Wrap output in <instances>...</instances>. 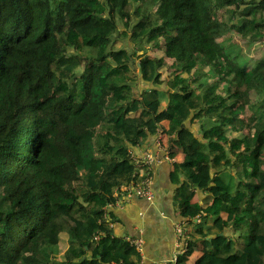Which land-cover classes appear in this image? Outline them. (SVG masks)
Returning a JSON list of instances; mask_svg holds the SVG:
<instances>
[{"label": "trees", "instance_id": "16d2710c", "mask_svg": "<svg viewBox=\"0 0 264 264\" xmlns=\"http://www.w3.org/2000/svg\"><path fill=\"white\" fill-rule=\"evenodd\" d=\"M150 136L193 212L161 264H264V0H0V264H152L110 210Z\"/></svg>", "mask_w": 264, "mask_h": 264}, {"label": "crops", "instance_id": "0c3cea01", "mask_svg": "<svg viewBox=\"0 0 264 264\" xmlns=\"http://www.w3.org/2000/svg\"><path fill=\"white\" fill-rule=\"evenodd\" d=\"M143 144L135 149V152L138 156H142L145 151H149L153 156V160L148 165L153 197L148 199L136 195L132 197L122 195L110 209L117 219L113 223L114 232L139 239L144 251L142 255L143 258L145 257L144 262H173L186 250L178 227L184 222L187 226V220L192 218V208L188 204L187 217H182L176 207L174 197L178 184L171 178V158L167 152L159 148L160 136L147 137ZM144 171L143 168L140 173ZM197 197L201 203L204 197L202 191H197ZM193 221L197 220L193 219ZM199 251L200 247H196L194 256Z\"/></svg>", "mask_w": 264, "mask_h": 264}, {"label": "rangeland", "instance_id": "374dc122", "mask_svg": "<svg viewBox=\"0 0 264 264\" xmlns=\"http://www.w3.org/2000/svg\"><path fill=\"white\" fill-rule=\"evenodd\" d=\"M219 39V38H218ZM218 39H216L215 40V42L216 41H218ZM232 44L229 42V43H227L226 44V48H229L230 46H231ZM232 51V55H227L226 54V52H225V50H221V51H218V52H216V54H217V56H218V61H219V69L222 71V72H224V71H226V67L227 66H230V67H234L235 66V64H236V62H235V59H234V56L236 57V55L238 54V49L237 48H235V50H231ZM138 71V70H137ZM139 72V71H138ZM136 85V88H135V91L138 93L139 92V90H142L141 89V84H139V86L137 85V83L135 84ZM165 143L166 142V140L165 139H160V147H161V150L162 151H164V152H167V154H168V156H169V152H168V147H167V145H165V144H163V143ZM159 149V148H158ZM174 149H177L176 147L174 148ZM151 155V152H149V151H145L144 153H143V155L142 156H144V157H148L149 155ZM139 157H141V156H138L137 158H139ZM153 157V156H152ZM172 162L174 161V159H170ZM131 197V196H130ZM109 215H110V212H107V217L106 218H108L109 217ZM113 221H112V226H113ZM182 225H185L184 226V229H183V234H182V236L184 235V232L186 231V229H187V227H189V225H187L186 226V223L184 222ZM194 225V224H193ZM195 226V225H194ZM24 229H23V231H17L16 233H15V239H14V241H13V244L14 245H19L21 242H22V240H23V238H24ZM97 238H99V236L97 235ZM129 240L128 241H130V242H133V243H135L140 249H141V246H142V243H141V246H140V244L138 243V240L139 239H134V238H131V237H127ZM66 253V257L67 258H71V255L69 254V253H67V251L65 250L64 251V254Z\"/></svg>", "mask_w": 264, "mask_h": 264}, {"label": "built area", "instance_id": "2783aa9c", "mask_svg": "<svg viewBox=\"0 0 264 264\" xmlns=\"http://www.w3.org/2000/svg\"><path fill=\"white\" fill-rule=\"evenodd\" d=\"M160 145V144H159ZM159 148L161 149V147L159 146ZM149 155V154H148ZM137 158V157H136ZM153 160V157L152 155H149L148 157H144V156H141L139 158H137V163L141 164V165H150V162ZM124 190H127L129 192V197L132 193L140 196V197H147L148 199H152L153 197V193L150 189V179H146L144 181H141L139 183H136V184H131L129 186H125L123 187ZM110 206V205H109ZM109 206H107V208H109ZM106 208V209H107ZM105 217H107V213L104 214ZM184 226L185 225H179L178 227V232L180 233V236H182L183 234V229H184ZM97 238V236H96ZM133 243V242H131ZM138 243L140 244L141 246V241L138 240ZM137 249L141 252L142 254V246H141V249L135 244L133 243ZM145 264V263H144ZM152 264H161L159 262H155V263H152Z\"/></svg>", "mask_w": 264, "mask_h": 264}, {"label": "clouds", "instance_id": "9594fccd", "mask_svg": "<svg viewBox=\"0 0 264 264\" xmlns=\"http://www.w3.org/2000/svg\"><path fill=\"white\" fill-rule=\"evenodd\" d=\"M197 221H198V219H197Z\"/></svg>", "mask_w": 264, "mask_h": 264}]
</instances>
